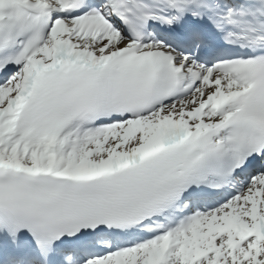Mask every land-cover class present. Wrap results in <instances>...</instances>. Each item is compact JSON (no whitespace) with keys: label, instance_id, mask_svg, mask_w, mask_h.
Masks as SVG:
<instances>
[{"label":"snow or ice","instance_id":"6c2138e0","mask_svg":"<svg viewBox=\"0 0 264 264\" xmlns=\"http://www.w3.org/2000/svg\"><path fill=\"white\" fill-rule=\"evenodd\" d=\"M0 264H264V0H0Z\"/></svg>","mask_w":264,"mask_h":264}]
</instances>
